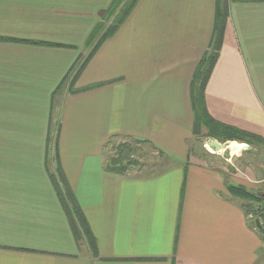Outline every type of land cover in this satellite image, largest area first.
Masks as SVG:
<instances>
[{"label": "crops", "instance_id": "crops-1", "mask_svg": "<svg viewBox=\"0 0 264 264\" xmlns=\"http://www.w3.org/2000/svg\"><path fill=\"white\" fill-rule=\"evenodd\" d=\"M110 1L0 0L1 37L74 46L0 41V135L32 137L0 141V264H264L263 237L230 191L264 197V143L237 141L248 147L221 161L193 134L189 84L215 0H138L70 92L71 66ZM227 6L205 105L264 139V0ZM56 131L94 253L82 233L75 240L49 177ZM120 135L148 141L151 170H106L105 143Z\"/></svg>", "mask_w": 264, "mask_h": 264}, {"label": "trees", "instance_id": "trees-1", "mask_svg": "<svg viewBox=\"0 0 264 264\" xmlns=\"http://www.w3.org/2000/svg\"><path fill=\"white\" fill-rule=\"evenodd\" d=\"M137 2L138 0L110 1L108 6L101 14L103 20L99 21L93 27V29L90 31L88 37L85 40L84 45L89 48V51L87 52L86 56H84L82 59L78 57L74 64L71 66L72 69L69 71V75L72 73V75L70 76V92L76 91V89H73L72 84L78 78V76L80 75L92 55L99 48V46L103 43L104 40H106L115 33L118 27L129 16ZM227 17V0H215V12L211 38L209 40L206 50L203 52L201 58L197 62L189 84L190 102L194 118L193 134L199 137L202 133L204 137H212L219 140L220 142L236 140L238 142H245L249 145L253 142L264 143V139L257 135L216 121L209 115L205 105V85L219 54ZM107 18L111 19V22L108 25H103L104 20ZM0 41L32 45L74 47L72 45H66L61 43L47 42L42 40H28L15 37L0 36ZM203 128L205 129L204 132H202ZM143 142L148 144V141ZM46 143L47 145L49 143H52V159L55 162V171H50L49 177L52 181L57 197L59 198L61 207L63 208V211L68 219L75 240L78 241L80 234L82 233L85 236L90 249L94 253L95 239L91 235L88 227L85 224V221L82 219L74 193L69 183L67 182L59 164L57 131L54 133V141H51V134H49L47 136ZM110 162L105 165L106 170L115 173L124 172V167L115 168L110 165ZM114 163L118 164V162L116 161H114ZM230 188L231 193L235 194L236 196H239L244 200L245 203L243 204V206L245 208V212L247 214H251L250 222L254 228H256L255 218H259L261 226L263 227V231H260L258 229V232L264 238V197L255 194L253 191L247 190L244 186L241 185H230Z\"/></svg>", "mask_w": 264, "mask_h": 264}, {"label": "rangeland", "instance_id": "rangeland-1", "mask_svg": "<svg viewBox=\"0 0 264 264\" xmlns=\"http://www.w3.org/2000/svg\"><path fill=\"white\" fill-rule=\"evenodd\" d=\"M88 5V7L92 8L93 5V1H87V3H85ZM98 4H102L101 1L98 2ZM88 11V10H87ZM103 12V11H102ZM103 20L102 19V15L99 18V21ZM97 21V23L99 22ZM111 22V19H105L103 22V25H108ZM96 23V24H97ZM95 24V25H96ZM94 25V26H95ZM49 28V26H48ZM84 48V49H83ZM83 52L82 54H80V59H82L84 56H86L87 52L89 51V48H87V46L83 45ZM41 58V57H40ZM38 60V59H37ZM37 62V61H36ZM40 90V89H39ZM36 91V93H34V96L36 97V101H35V108H37L38 104V99H39V95H40V91ZM30 96V101L26 102L25 105V109L28 110V108L30 109V111L32 110V99L34 100V97ZM35 112V110H34ZM205 129H202V132H204ZM12 134H5L4 137L3 135H0V141L3 142H12V141H19V142H27L29 140H31L32 137L27 138L26 135L24 134H17L16 138L15 135L12 138L11 137ZM36 136V135H35ZM209 138L204 137V135L199 136V140L198 143H200L201 145L203 144V146L207 143ZM36 141H39L38 138H36ZM51 141H54V134L51 135ZM43 142V139H42ZM197 144L196 147H200ZM227 147H231L230 149L232 150V146L231 143L227 144ZM204 149L207 151V149L204 147ZM105 152L107 155V158L109 160V162L111 163L110 165L117 168V167H124V170H137V169H141L143 172H147L149 170H151V164L153 162V157L155 156L153 153L154 151L145 143H143V141L140 140H135L133 138H129V137H125V136H114L111 137L106 143H105ZM208 153H210L209 151H207ZM158 156V155H156ZM215 158L219 159V160H224V158L226 159H230L233 158V154H231L230 152H228L227 150L224 152H221V154H214L213 155ZM114 161L118 162L114 163ZM116 164V165H115ZM121 164V165H120ZM120 165V166H118Z\"/></svg>", "mask_w": 264, "mask_h": 264}, {"label": "water", "instance_id": "water-1", "mask_svg": "<svg viewBox=\"0 0 264 264\" xmlns=\"http://www.w3.org/2000/svg\"><path fill=\"white\" fill-rule=\"evenodd\" d=\"M208 145L214 149H216L219 152H224L226 150V147L228 146L227 144L231 143V146L233 149H237L240 147V143H238L237 141H224V142H220L215 138L209 137L208 141H207ZM205 147V145H204ZM242 147H244L245 149L248 147L247 144H242ZM255 225L256 228L259 229L260 231H263V227L261 226V222L259 220V218H255Z\"/></svg>", "mask_w": 264, "mask_h": 264}, {"label": "built area", "instance_id": "built-area-1", "mask_svg": "<svg viewBox=\"0 0 264 264\" xmlns=\"http://www.w3.org/2000/svg\"><path fill=\"white\" fill-rule=\"evenodd\" d=\"M229 142H231V141H229ZM205 148H206L210 153H213V154L221 153V152L217 151L216 149L210 147V146L208 145V143L205 144ZM230 148H231L230 146H229V147H226V150H227L228 152H230V153H234V152H236L237 150L245 149L244 147H242V144H241L240 147L237 148V149H232V150H231ZM226 150H225V151H226ZM263 241H264V238H263Z\"/></svg>", "mask_w": 264, "mask_h": 264}]
</instances>
